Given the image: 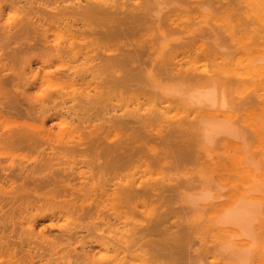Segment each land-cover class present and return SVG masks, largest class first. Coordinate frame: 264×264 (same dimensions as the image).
Wrapping results in <instances>:
<instances>
[{
  "label": "bare ground",
  "instance_id": "6f19581e",
  "mask_svg": "<svg viewBox=\"0 0 264 264\" xmlns=\"http://www.w3.org/2000/svg\"><path fill=\"white\" fill-rule=\"evenodd\" d=\"M2 1H7V0H2ZM8 1L10 2L9 7H8L9 11L7 13L9 15V18L4 20V15H3L4 8L0 6V18H3L5 22L0 26V32H2L1 33L2 35L0 34V41H3L2 44L0 43V48L2 50L4 48L6 50L8 47L10 48L12 42L14 41L13 39L15 40L20 39V41L25 39V42L20 43V41L18 42L17 40L16 44L18 45V48H16L15 50H11L12 51L11 56H9L10 54L8 56H6L5 53L1 54L2 51L0 49V86H5L6 84L8 85L9 82L14 83L16 80L20 81V84L18 86L16 85L13 86V88H16V90L19 88V86H21V84L23 85L24 88L27 86H35V87L37 86L38 87V85L43 87V85L47 86L51 84L54 88L57 89L56 90V93H58L57 96H60V97L52 98L51 100L52 103L55 104L57 100L58 101L60 100L61 102V103L56 104L53 110H56L58 107H60L61 110L64 111V112L60 110L55 111L54 115H55V118L57 119L56 122L58 123V120H59L62 123H66L67 126L65 129L63 128L60 129L58 133L56 134L50 133L49 131H44V129L42 130V132L39 133V137L42 139H47V141L55 139V142H58L61 144L60 147L62 148L63 152L61 151V153L59 152L60 154H58V152L56 151H60V150H56L57 147L55 148L49 143V147L47 148L51 150V153L50 152L45 153L43 151L44 157L41 158V160L39 159V161L38 159L34 161L36 164L34 163L32 165L31 163V165L26 166L25 164L20 163L17 166H14V164H11L7 167L1 166L0 167V179L6 181L9 176H12L11 173H14L13 175H18V172L23 173L22 175L28 172L42 173L46 170H50L54 168L55 166H59V167L64 166L65 168L61 169L62 173L66 171H70L69 173L78 174V179L79 181H81L79 184L71 186L70 188H67L68 190H65L66 186L64 187L65 189H62L63 193L64 192L67 193L68 191L69 194L67 195L69 197L75 196V199L67 200L66 196L62 197V199L64 200L61 201V204L63 203L64 206L66 205V207L69 206L72 211L70 212L68 211L66 213V215L64 216V220H63L65 224L60 225L59 227L60 228L69 227L68 230H71L70 228L72 227H74L72 229H77L79 227V225L77 224L75 225V222L74 223L69 222V219L67 217V215L69 216V213L73 214L72 216L74 217L79 216V214H81L80 216L84 217L85 221L86 219L93 220L92 223L96 220H104L105 223H103L102 226L95 225L93 223L95 225V226L93 225L94 230L96 231V233L99 232V234H96V235L94 234L97 239L91 244H94V243L98 244V246H100L101 249H103L104 251L108 253L109 257L106 258L104 262L95 260L92 257L91 247L88 246L89 243L85 241H78L77 244H79V248L81 250H79L80 252H77V250H75L76 251V255H75L76 263L80 261L79 264H141L144 261V258L146 256L145 252L139 251L143 247V245H140L142 243L141 241L143 240L141 239V236H140L143 230L138 229L139 225L137 226L135 222L128 223L129 221L128 222L124 221L119 226L117 223L121 221L120 218L122 217L119 214V210L125 207H128V210H129L130 209L129 206L133 200H138V199H157V200L164 199L165 200L164 195L166 193L179 191L181 194V201L183 203L181 208H183L182 210L187 211V216H189V214H191V216L199 215L198 218H200L204 213H206L205 214L206 216L208 215L207 216L208 221L207 220H204V221L209 222L213 229L214 233L211 235L212 245L210 247H206V246L203 247L201 243L200 248L201 249L204 248L203 250L206 252V254H211L210 256L213 262H210L209 264H249V262H251L250 259L254 256L253 255L251 257L254 251V248L256 247L255 250L258 249L256 245L259 244V241H260L259 236L264 235V171L260 169V167H262L259 165L262 163L261 160H260L261 163L259 164L255 163L250 156V153L247 148V144L245 142V136L243 135L244 133H242L236 125L237 124L236 122L238 120V116L236 112L239 111L238 106L240 108V106H243L244 104L246 105V103H243L242 105L240 103H242V100L245 99V96L247 94L250 95V93L248 92L256 91L254 102L255 104L260 105L261 107L260 109L262 113V123L263 124L260 128H255L254 131H255L256 136L260 137L259 146L258 147L256 146L257 154L259 156H263L262 161L264 164V86H261V84L264 83V54L259 53L257 55V58L253 59L247 53L250 49V45L248 47L247 45L242 44L240 42V44L242 45L240 44L234 45V47L237 48L236 56H240V57L239 58L232 57L228 55L227 52L226 54L224 51L223 47H225L226 43L223 47H219V44H217V41L215 40L214 46L209 47V45L211 44L207 43L209 42L207 41V39L210 38L209 35H211L212 32H209L211 33V34L208 33L209 35L208 34L202 35L201 33L202 36L200 40L198 39V37H197L198 40L197 39L193 40L195 41V47H197L202 52H205V53L207 52L208 53L207 55L215 57V61L217 63L215 65L212 64L214 65V67H211L212 69H208V66L205 64L204 67L200 68L201 70L198 68H189L186 71L185 70L183 71L182 66L176 63H172L173 68L165 69V68H168L167 65H165V64H168V60L167 61L165 60L167 63H164V64H163L164 60L160 63H157V59H152V58H150V60L148 61L142 60V53L144 52V49H146L145 46H142L143 43L138 44L137 46L134 47L133 51H130L128 53H125L124 51L119 50L120 52L118 53V56L111 55L110 49H105V47H100L102 45L101 43L103 44L105 43L104 39L108 41V42L106 41L107 43H110L112 40H117L120 37H122L125 32H134L136 28L140 26V25L137 26V23L139 21H136V20H140V18L143 16L142 11L144 12V10H146L145 8H143L144 10L142 9V11L138 14L139 9H140L139 6H130L128 5L127 2L120 3V1L122 0H25L23 3H22V0L21 2L20 1L16 2L13 0H8ZM222 1L223 0H214V1L213 0H193V2L190 4L193 6H196L197 10L200 11L201 13L200 18L202 19L200 23H206L207 19H209L210 21V18H211L207 16V13H209L210 11V9H208V6L210 7V5L213 4L212 2L222 3ZM232 1L235 2L236 0H229V2L233 4ZM239 1L243 2V5L245 3L246 7L250 10V14L248 15V18L251 20L252 25L253 26L258 25L259 27L258 29H252V32L258 34L260 39L263 40L264 39V27H263L264 25H263L262 19H264V17L261 18L258 15V11L254 8L255 6L252 2L251 3L246 2L245 0H239ZM239 1H237L238 4H239ZM220 5L222 6L223 4H220ZM224 6L225 5H223V7ZM229 6L230 4L228 5L227 8H229ZM172 8L174 7L172 6ZM212 8L214 9V7ZM235 8L236 7H234V9ZM157 9H158L157 11L156 9L154 10L156 12L152 11V13L151 12L150 13L156 14V15L158 14L160 17L159 13L162 11V8H160L161 11L159 8ZM221 9L222 7H219L217 9L218 11L216 10V12L219 14L221 11V14L223 17V14L228 13V9L227 10L226 9L221 10ZM179 11L181 12L180 9ZM184 12L186 13L187 11H183L181 12V14H184ZM190 12L196 13V11H191V9H190ZM190 12H187V13H190ZM231 16L232 15H229V17L224 16L222 18L223 20L222 22L223 24H225L224 27L226 28L227 31H232L235 28L232 23L234 21H232L233 18ZM155 17H158V16L154 15L153 18ZM145 18L147 19V16ZM155 19H152L149 22L151 21L154 22ZM211 19H213V17ZM191 21H192L191 23L189 21L190 24L185 23V25L188 26L189 29H192L193 25L191 26V24L192 23L194 24L193 19ZM209 21H208V24H210ZM251 22L249 24H251ZM234 23L236 24V21ZM155 24L159 25L157 21H155ZM173 25L175 24L173 23ZM197 25H200V24L196 23L195 26ZM126 26H129L127 31L124 30ZM148 27L150 28L151 26H148ZM158 27H161L162 29V26H158ZM29 28L33 29V33H30V32H28L29 34L26 33L27 29L29 30ZM212 28L213 26L211 27V29ZM236 29L238 30V27ZM21 31L24 32V34L22 36H19V33ZM165 32L163 33V32L158 31L157 34L155 32L156 36H154L152 39H150L147 42L149 45H151V47L148 48L149 52H154V54H158V52H160V50L163 48L162 46H164L162 45V41L166 40L167 37H169L168 35H171V32H169L168 35H166ZM172 32L178 33L177 29L176 31L172 30ZM185 33H187L188 37H191V38L198 35L196 31H195V35L193 34V36H192V33L190 32H183L182 35H184ZM86 35L94 37L93 40H96V38L99 37L101 45L97 46L96 48H93V46L96 45L94 42L90 43L91 47L89 44H87V46L79 45L77 42L79 41L83 42L85 40ZM260 39H258V41H261ZM6 40L8 41L11 40L10 46H9L8 41ZM4 41L7 43L8 47H5L6 43H4ZM252 43H256V42H252ZM258 43H261V42H258ZM166 44L167 43H165V45ZM256 44L254 45L256 46ZM1 45H4V46H1ZM260 45L262 46L263 44H260ZM88 46L90 47V50H87L89 49ZM83 47L85 48L82 49ZM229 47H232V46H229ZM99 49L102 50V53L101 54L99 53L93 56V54L96 53ZM26 51L28 53L31 51H37L39 53L36 55V58L40 63V69L36 73H34V71L31 68L32 67L31 63L33 62H31L30 58L22 56V54ZM233 56H234V53H233ZM50 57H52V59L49 60ZM182 59L184 60V58ZM6 60H8L7 63H10V64L11 62L12 63L14 62V64L19 62L21 65V68L19 69V71L18 72L15 71L16 69H14L12 66L8 68L10 65H7ZM158 64L160 65L162 64L161 67ZM157 66L160 67L159 68L160 70L158 69ZM14 67L17 68L16 66ZM52 67L57 68L55 72L56 74L53 76L55 78V81L51 80L52 75L54 74L50 72V69ZM162 67L164 68V70H162L163 69ZM40 70H42V72H40ZM10 72L14 76L12 77L13 79L7 77L8 73ZM138 80L144 81L146 84L145 85L146 89L144 90L150 93V95H152L154 98L158 99L159 104H160L158 105V108L154 110L146 111L142 109L143 107H140V104H138L137 106L134 105L135 107H133L132 110H129L128 108L121 109L120 115H118L119 110H117L111 104H110V107L111 106L112 107L110 110H107L108 107L106 108V106L104 108V103H105L104 101H106L108 96L110 98V95L111 93H113L114 90H120L124 88L129 89L132 86L133 91H134V88L136 87ZM227 80H232V82L234 83L236 82L238 84L239 82H244V81H247V82L250 81L252 83V85L251 86L249 85L248 88L245 89L244 86H242L243 87L242 89L244 90L242 89L236 90L234 94H231L232 96L234 95L233 98L235 97V100H236L235 105L229 103L230 101L228 100V95L230 94H227L226 88H225V85L227 84L225 83V85L223 86V82ZM256 82L259 85L254 87ZM133 83H135L136 85L133 86L132 85ZM41 87L40 88L38 87V89H41ZM139 87L140 86L137 87V90L143 91L142 89L143 87L142 88H139ZM229 89H232V88H229ZM259 92H262V94H259ZM4 93H2L3 97L0 100V105H7L6 110L12 111L13 110V107L11 105L12 103L7 101L6 94ZM46 95H44V93L40 94V96H38L35 100V101H40L39 102L40 109H42V111L41 112L39 111L40 112L39 114H40V118L44 125H45V120H48V118H50L49 113L50 112L52 113V110H50V107H48L49 102H46L44 100V97ZM249 95L246 96V99H245L246 102L248 101L247 98L248 97L251 98L250 96H252L253 94L250 96ZM20 96L23 97L25 100H28V101L31 100L29 98V95L26 89H23V91L20 92ZM67 97L69 98L65 99ZM252 100L253 99L251 100L249 99L250 102H252ZM254 102H252V104H249V103L247 104L254 106L255 105L253 104ZM107 103H105V105ZM167 104L168 106L162 107ZM68 105L70 106L67 107ZM173 105L178 106L182 111H184V113L186 114L185 116L186 120L191 119L190 121L187 120L188 122L186 123L188 124L190 129H193V128L196 129V132H197L196 135H194V133H191V134L189 133L191 137H193V141L189 138L187 141L176 142V133H180V134L181 132L183 133L182 130L184 128L182 129V126H183L182 124L185 123V120H180L176 122V121H172L173 119L171 120L165 117L164 111L169 110L171 106L173 107ZM87 106H89V108L90 107L92 108H90V110L87 112L86 115H88L90 111L94 110L95 106L100 107V109L95 110V112L98 111L99 114L102 115V117L98 119V121H103L102 125L96 126V125H93L94 121L92 122V121L87 120V118L89 119L92 114L86 118V117H81L77 113L79 109L82 110L83 107H87ZM143 106L145 107L144 104ZM76 122H78L79 126L75 125ZM86 123H88V126L82 127ZM163 124H168V126L164 127ZM260 124L261 123H259V125ZM81 130L88 131L87 137H85V140H90L91 138L89 143H83L85 140L82 139L81 137L82 136L80 134ZM28 131H11V130L3 131L0 128V142L3 143L4 145L5 143L6 144L15 143L19 145L24 144V143L25 144L31 143L32 139H34L33 138L34 134L33 136H31L32 133H29ZM117 131H125V133L130 132V136L128 139H126L127 138L126 137L125 138L126 140H123L121 138L120 140L122 141L121 142L118 141L119 143L110 144L111 140L109 138V135L114 134V132H117ZM184 131L186 132V130ZM198 132H200V134ZM36 139L38 138L35 137L34 140ZM138 141H142L146 147L148 146V143H155L158 141L160 142L161 145H164L165 147L169 148L172 151V153L176 152L177 154H181V153L184 154V151L182 149L183 148L187 149L191 145H195V146L201 145L202 152L205 154H209L210 149H212V148H209L210 146H212L213 144L222 143L225 146V148H228L233 153V158L231 160L234 163V167L236 171L235 174L239 177L240 183L237 185H232V184L225 185L226 184L225 182V184L223 185L222 183L223 180L221 178L220 180L217 176L216 177L214 175L206 176L204 174L195 175L194 173H193L194 175L190 176L189 178L183 181L177 180L176 178L163 177L162 179L158 181L151 182V181L144 180L142 177L135 178L133 176L132 179H129L126 177L127 180L125 179L126 181L124 180L125 181L124 183L119 182V183H114L113 185L111 184L112 181L105 182L104 180L105 183L103 184L95 182V178L92 173H99V174L102 173L103 174L105 171H106L105 173H107L108 170L110 169L114 170L119 167L121 168V165L129 162L135 154L134 153L135 151H134L130 155V153L133 150H135V148L132 146H134ZM35 143L36 141H34L33 144L35 145ZM41 143L43 144V142ZM85 146H87L88 149H91V147L92 149L101 148L102 151L99 149L101 151L100 154L98 153L94 154L93 152L94 156L90 158L89 160H78L80 156H77L76 158L68 156L73 153L78 154L79 152L83 151L81 149L82 147H85ZM129 146L131 147L129 148ZM216 146H219V145H216ZM216 146L214 147L215 149H217ZM151 151L154 152L156 155L155 150H151ZM90 154H92V152ZM173 154L175 155V153ZM101 160L103 161L101 162ZM54 162H57V164L53 165ZM82 168L87 169L88 172H84ZM16 172L17 174H15ZM87 173H90V174L88 175ZM32 175H29L26 178L27 186H28V183L30 182H31L30 185L32 184L33 179H31L30 182L28 181L29 177L31 178ZM49 178L50 177H48V179H46L47 181L45 182H48V180L50 181L51 178L50 179ZM35 179L34 180L36 181V183L39 182L38 181L39 178H35ZM63 181L64 180L62 179V181L60 182L57 181V183L59 184ZM52 182L54 181H52L51 179V183ZM24 183H25V179L22 184ZM227 183H232V182H227ZM21 186L22 187H19L17 189H11L9 192H5V193L3 191H0V209L1 210L4 209V207L10 206V208L15 207L14 211H16L17 208H21L24 206V200H26V198L30 195V192L32 193L33 191H31L30 187H29L30 191L27 190L28 187L26 186V183ZM39 186H41L40 189L45 188L44 186L42 188V185H39ZM51 186L52 185H50V187ZM58 188L60 190L63 187L61 188L58 187ZM45 189L48 190L47 188ZM52 198L53 197H51V199H49L48 201H51ZM32 199L35 200L36 198L34 197ZM77 199H79V201H82L81 203L82 205L79 208L77 206V203L75 202V200ZM34 200L32 201L34 202ZM40 200H37V201H40ZM89 201H92L93 204H89V206L85 208L83 204ZM30 205L28 204L26 206V207L28 206L30 207L29 209L26 208V211L31 212V210L35 208L32 205L33 207L31 209ZM160 205H159V208H160ZM101 206L104 207L103 209H106V212H105L106 214L103 211L99 210ZM181 208H180V211H182ZM166 209L167 208H165V210ZM168 211H166L167 214L170 212ZM171 211L173 212V210ZM15 213L17 214V211ZM182 213L184 214V212ZM16 214L13 213V215H16ZM167 214L163 212V214L156 215L157 222L154 221L156 223V226L154 223V226L156 227V228L154 227L155 230H157V226L159 227V225H161L163 221H165ZM17 215H19V213ZM24 215H26L25 212H24ZM144 215L150 216L151 214L144 213ZM179 215L182 216L180 212L178 216ZM175 216H176V211H175ZM8 217H9V214H8ZM13 219H15V217ZM58 219H59L58 221H61V218H58ZM7 221H9V219ZM13 221L14 220L11 219L9 222H4V221L1 222L0 223V233L8 231L12 228L15 229L20 226L22 229L25 228L24 230L28 232L34 231V227L36 224L35 220L28 222L26 225H22V224L18 225L17 223ZM81 222H84L83 218ZM53 223L54 222L51 220L50 227L54 226ZM104 226L106 228L102 229V227ZM149 228L151 229V227ZM149 228H148L147 234L151 233ZM151 230L153 232V229ZM143 233H146V231ZM176 236L179 238L177 239L176 237L178 241L173 240L174 246L172 244H169V246L168 244L167 245L164 244L165 238H169L167 235V237L163 238L164 240L161 241L164 244L163 247L159 249L167 250V251L168 250L171 251L170 249H172L173 251V249H176L175 245L179 243L180 239L182 240L181 242L183 244L187 242V241L184 242L183 240L184 236H181L182 238L178 235ZM144 237H147V236H144ZM173 237H174L173 239H175V236ZM1 239L2 238H0V250L11 252L14 256H18L17 252L13 248L14 245L10 244V242L2 243ZM166 241L169 242L168 239ZM144 242L145 241H143V244ZM154 242L155 243L158 242L159 244V241H154ZM181 242H180V245L179 244L177 245V247L180 246L178 247L177 251L174 250V252H177V253L173 252L174 256H178L177 254L179 250V253H180L179 256H181V259L180 257L178 258L180 259V261L179 259L172 260V257L171 259H167V261L171 260V261H176V263L177 262L181 263V260L184 259L182 254L184 255L185 253L181 254V252H187L188 250L183 251L184 247H182L183 245ZM149 245H153V243ZM193 245H195V243H193ZM198 245L199 244L197 243V246ZM164 248H167V249H164ZM181 248L183 249L181 250ZM19 249H21L20 253L23 254V257L25 256L30 260L33 257H35L34 253L31 251L32 248L30 246H27V247L24 246V248H19ZM136 252H140L141 254H145V255L143 256L135 255ZM199 252L202 253L201 251ZM191 254H193V252L190 253L191 258L187 256L190 259H192V256H193ZM195 255H197L196 259H200L201 256L203 258V255L199 256L198 253ZM195 255L193 258H195ZM158 257H159L158 262L160 260L162 261V259H160L161 255H159ZM157 258H156V261H157ZM165 258L166 257H164V259ZM171 261H168V262H171ZM198 261L201 262V260H198ZM203 262L205 263V261ZM203 262L201 264H203ZM255 264H264V242L260 245V250L258 253V257L255 260Z\"/></svg>",
  "mask_w": 264,
  "mask_h": 264
},
{
  "label": "rangeland",
  "instance_id": "374dc122",
  "mask_svg": "<svg viewBox=\"0 0 264 264\" xmlns=\"http://www.w3.org/2000/svg\"><path fill=\"white\" fill-rule=\"evenodd\" d=\"M0 1H1L0 2V6L4 8V14L3 15H4V20H5V19L9 18V15L7 13L9 11L8 7H9V3L10 2L8 0H7L8 2L7 1H2V0H0ZM13 1H16V2L20 1L21 2V0H18V1L17 0H13ZM24 1L25 0H22V3ZM184 1L183 0H172V1L171 0H146V1L145 0H122V1H120V3H126L127 2L128 5H130V6H139L140 9H139L138 14L142 11L143 8H145L146 10L148 9L147 11L143 9L144 10V12L142 11L143 16L140 18V20H136V21H139V22L141 21L140 23L139 22L137 23V26L140 25V26L137 27L138 30L136 28L137 31L135 30L134 32H125L124 35L122 37H120L119 39L112 40L113 42L110 39V41H111L110 43H107L108 41L106 39H104L105 43L104 44L101 43L102 45L100 44L99 37H97L98 39L96 38V40H93L94 37H91L89 35L85 36V40L83 42L79 41L77 43L79 45H83V46H87V44H89L90 47H91L90 43L94 42L96 45L93 46V48H96L97 46L101 45L100 47H105V49H110L111 50V52H110L111 55H116V56H118V53L120 52L119 50H122L125 53H128L130 51H133L135 46H137L140 43H143L142 46L146 47V49H144V52L142 53V60L143 61H148V60H150V58L157 59V63H160L163 60L164 61L168 60V64H165V65H167L168 68H165V66H164L165 69L173 68L172 63H176V64H179L180 66L183 67V71L184 70L186 71L189 68H198V69H200V68L204 67L205 64L208 66V69H212L211 67H214V65L217 63L215 61V57L214 56L207 55L208 54L207 52L205 53V52L200 51L197 47H195V41H193L194 39H197V37L200 40V38H201V36L203 34H208L209 32H212V34L209 33L211 35L208 34L210 36V38L207 39V41H209L207 43L211 44V45L208 44L209 47L210 46L211 47L214 46L215 40L217 41V44H219V47H223L225 45V43H226L225 47H223L224 51H225V53L227 52L228 55H230L232 57H236V58L240 57V56H236L237 55L236 54L237 48L234 47V45L240 44V42L242 44L247 45L248 47L250 45V49L248 48L249 51L247 53L249 54V56L251 58H253V59L257 58V55L259 53L264 54V42H263L264 39L263 40L260 39L258 34L252 32V29H258L259 27H258V25H254V26L252 25L251 20L248 18V15L250 14V10L246 7L245 3L243 5V2H241L239 0H236L235 2L232 1L233 4L231 2H229V0H223L222 3H220V2L219 3L212 2L213 4H211V5L209 4L210 7L208 6V9H210V11H209V13H207V16L209 18L213 17V19L210 18V21H209V19H207L206 23H200L202 21V19L200 18V15H201L200 11L197 10L196 6H193V5L190 4V3L193 2V0H184ZM237 1H239V4H238ZM245 1L246 2H250V3L252 2L254 4V6H255L254 8L258 11V15L261 18L264 17V0H245ZM176 2H178V3H176ZM83 3H85V2H83ZM186 4H188V5H186ZM220 4H223L225 6L223 7V5L221 6ZM229 4H230V6H229V8H227ZM172 6L174 8H172ZM231 6H232V8H231ZM212 7H214V9ZM219 7H222L221 10H225V9L227 10L228 9V13L223 14V17L224 16L225 17H229V15H232L231 16L233 18L232 21H234V22L236 21V24L234 22H232L234 27H235V28L233 27L235 31L234 30H232V31H227L226 30V28L224 27L225 24H223V22H222L223 21L222 20L223 17H222L221 11H220L219 14L216 12V10ZM234 7H236V8L234 9ZM243 7L244 8L246 7V8L244 9ZM157 8H159V9L162 8V11L160 9L162 14H161V12L159 13L160 17H159L158 14L157 15L156 14H151L152 11H154L155 9L157 11L158 10ZM241 8H243V9H241ZM179 9L181 10V12H183V11L190 12V9H191V11H196V13L195 12H190V13L186 12L187 13V15H186V13L184 12V14H181ZM163 10H164V12H163ZM156 11H154V12H156ZM151 15H152V17H151ZM154 15L158 16V17H155L156 18L155 19V18H153ZM233 15H234V17H233ZM241 15H242V17H241ZM146 16H147V19L145 18ZM191 18L193 19L194 24L192 23L191 26L193 25V27H192V29H189V27L186 26L185 23L190 24L192 22ZM220 18H221V20H220ZM235 18H236V20H235ZM152 19H155L154 22L153 21L149 22ZM4 20H3V18H0V26L3 23H5ZM159 20H160V22H159ZM262 20H263V25H264V19H262ZM155 21H157L159 23V25L155 24ZM189 21H190V23H189ZM208 21L210 22V24H208ZM250 22H251V24H249ZM173 23L175 25H173ZM196 23L197 24L199 23L200 25L195 26ZM211 25L213 26L212 29H211V27H212ZM148 26H151V27L149 28ZM158 26H162V29H161V27H158ZM128 27L129 26H126V28L124 30L127 31ZM237 27H238V30L236 29ZM176 29H177V31H178V33L180 35L177 32H174V33L172 32V30L176 31ZM215 29H216V31H215ZM165 30H166V32H165ZM158 31L159 32H163V33L165 32L166 35H168V33L171 32V35H168L169 37H167L166 40L162 41V45H164L165 47L162 46L163 48L160 50L161 53L158 52V54H154V52H149L148 51V48L151 47V45H149L147 42L150 39H152L154 36H156ZM195 31L198 33L197 36H194L195 38L194 37L193 38L188 37L187 33L182 35L183 32H190V33H192V36H193V34L195 35ZM222 31H223V33H222ZM28 32L33 33V29L32 28H29V30L27 29L26 33H28ZM155 32H156V34H155ZM220 32H221V34H220ZM1 33L2 32H0V34ZM131 33H132V35H131ZM201 33H202V35H201ZM23 34H24V32L21 31L19 33V36H22ZM218 34H220V35H218ZM50 35H51V33H50ZM214 36H215V38H214ZM19 38H21V37H19ZM258 39H260L261 41H258ZM13 40L14 41L12 42L11 46H10L11 40H9V41L6 40V41H8L9 46L12 49H10L7 46V43L4 41V43H6L5 47H8V48H7V50L4 47H2V48H4L3 50L0 48L1 51H2L1 54L5 53L6 56H8L9 54H10L9 56H11V53H12L11 50H15L16 48H18V45L16 44V41L18 40V42H19L20 39H16V40L13 39ZM23 42H25V39L20 41V43H23ZM101 42H103V41H101ZM125 42H127V43H125ZM252 42H256L257 44L256 43H252ZM258 42H261V43H258ZM0 43L2 44L3 41H0ZM165 43H167V44L165 45ZM178 44H180V45H178ZM242 44H240V45H242ZM254 44H256V46ZM260 44H263V45L261 46ZM1 46H4V45H1ZM229 46H232V47H229ZM90 47L87 50H90ZM84 48L85 47H83L82 49H84ZM131 48H133V49H131ZM98 51H97L98 53L97 52L94 53L93 56H95V55H97L99 53L100 54L102 53L101 49H99ZM8 52H10V53H8ZM233 53H234V56H233ZM37 54H39L37 51H31L29 53L26 51V52H24L22 54V56L30 58L31 62H33V63H31V66H32L31 68L34 71V73H36L40 69V63H39V61L36 58ZM181 54H182V56H181ZM159 55H160V57H159ZM182 58H184V60ZM50 59H52V57H50L49 60ZM169 59H171V60H169ZM164 61H163V64L167 63L166 61L165 62ZM7 62H8V60H6V63ZM11 64L7 63V65H10L8 68H10L12 66L14 69H16L15 71H17V72L21 68V65H20L19 62L16 63V64H14V62L13 63L11 62ZM13 64L17 68H15L13 66ZM212 64H214V65H212ZM158 65L161 67L162 64L161 65L158 64ZM160 67H158V69ZM164 68L162 70H164ZM56 70H57L56 67H52L50 69V72L54 73L52 75V78H51L52 81H55V78L53 76L56 74L55 73ZM40 72H42V70H40ZM7 77L13 79L12 77H14V76L10 72V73H8ZM135 83H133L132 85L133 86L136 85ZM225 83L227 85H225ZM19 84H20V81L16 80L14 83H10L9 82L8 85L6 84L5 86H0V100L3 97L2 93H4V91L6 90L5 93H4V94H6V99H7V101L12 103L11 105L13 107L12 111H8V110H6L7 105H0L1 106L0 107V128L3 131L4 130H9V131L10 130L11 131H28L29 130L28 132L32 133L31 136H33V134H34V136L36 138H38V139L34 140L35 137L33 136L34 139H32V142L34 143V141H36L35 145L32 142L31 143H26V144L24 143V144H20V145L19 144H15V143H13V144H11V143L10 144H6L5 143V145H4L3 143L0 142V167L1 166L2 167H7V166H9L11 164H14V166H17L20 163H23L26 166L31 165V163L33 165L35 163L34 161H36L37 159L39 161V159L41 160V158L44 157L43 156L44 152L45 153H49V152L51 153V150H49L47 148V147H49V143L53 147H55V148L57 147L56 150H60V151H56V152H58V154H60L61 151H62V148L60 147L61 144L58 143V142H55V139L47 141V139H42V138L39 137V133L42 132L43 129H44V131H49L50 133L56 134V133H58V131L60 129H62V128L65 129L66 126H67L66 123H62L59 120H58V123H57L56 122L57 119L55 118V115H54L55 111H59L60 110V111L64 112L63 110H61L60 107L57 108L58 110L57 109L53 110L54 107L56 106V104L61 103L60 100L59 101L57 100L55 104L52 103V101H51L52 98L60 97V96H57L58 95V93H56L57 89L54 88L51 84H49L47 86L43 85L44 88L38 85V87L39 88L41 87V89H38L37 86L36 87L35 86H27V87L24 88L22 84H21L22 87L19 86V88L17 90H16V88H13L14 85L18 86ZM237 84L238 83H236V82L235 83L232 82V80H227V81L223 82V86L225 85L227 94H230V95H228V100L230 101L229 103L233 104V105L236 104V100H235V97L233 98L234 95L232 96L231 94H234L236 90H241L243 88L242 86H244V88L246 89V88L249 87V85L250 86L252 85V83L250 81H248V82L247 81L239 82L240 85L239 84L237 85ZM145 85L146 84H145L144 81L138 80V83H137V85L135 87L136 89L134 88V91H133V87L132 86H131L132 89L131 88H129V89L128 88H124V89H120V90H114L113 93H111V95L109 94L110 98H109V96H108L107 99L104 98V99H106V101H104V102L105 103L108 102L106 105L104 103V108L106 106V108L108 107L107 110H110L111 107L113 106L117 110H119L118 111L119 112L118 115H120V113H121L120 110L121 109L128 108L129 110H132L133 107L137 106L138 104H140V107H143L142 109L146 110V111L154 110V109L158 108V105H160L158 99L154 98L152 95H150V93H148V92H146V90H144V89H146ZM258 85L259 84L256 82L254 87H256ZM138 86H140L139 88L143 87L142 88L143 91L137 90ZM261 86H264V83H262ZM229 88H232V89H229ZM23 89H26V91L28 92L29 98L31 99L30 101L25 100L23 97L20 96V92H22ZM37 89L40 90V91H38ZM242 90H244V89H242ZM43 93H44V95L47 94L44 97V100L46 102H49L48 107H50V110H52V113L51 112L49 113V117L50 118H48V120H45V125L43 124V122H42V120L40 118V114H39L42 111V109H40V103H39L40 101H35L36 98L38 96H40V94H43ZM248 93H250V95H252V94L253 95L250 96L249 94H247L246 96L249 95L251 97V98L248 97L247 100L249 101V99L250 100L253 99L252 102H254L256 91H249ZM259 94H262V92H259ZM246 96H245V99H246ZM68 98L69 97H67L65 99H68ZM245 99L242 100V103L239 102L241 105L243 103H246V105L244 104L243 105L244 107L240 106L241 109L238 106V110L239 111L237 110L238 112H236L237 116H238V120H237V122L236 121L235 122L237 123L236 125L240 129V131L242 133H244L243 135L245 136V142L247 144V148H248V151L250 153V156H251L252 160L255 163H258V164L262 162L259 165L262 166V167H260V169L262 171H264V166H263L264 164H263V161H262L263 156H259L257 154V147L259 146L260 137L256 136L255 131H254L255 128H260L262 126V124H263L262 123V113H261V109H260L261 107H260V105L255 104V102L253 103V104H255L254 105L255 107L253 105H249V104H252V102H250V101L246 102ZM247 103H249V104H247ZM110 104L112 105L111 107H110ZM143 104L145 105V107L143 106ZM153 104H154V106H153ZM69 106L70 105H68L67 107H69ZM165 106H168V104L164 105L162 107H165ZM98 107L99 106H95V109L92 110L94 113L92 111H90L88 113V115H86L87 112L90 110V108H92V107L89 108V106L83 107L82 110L79 109L77 111V113L81 117H86V118L92 114L89 119L87 118V120L92 121V122L94 121L93 125L100 126V125L103 124V121H98V119H100L102 117V115L99 114L98 111L95 112V110H99L100 109V107L99 108ZM164 113H165V117H167L168 119H171V120L173 119L172 121H176L177 122V121H180V120H185V123L182 124L183 125L182 129L184 128L182 130L183 133L182 132H181V134L180 133H176V142H178V141H187L189 138L193 141V137H191L190 134L194 133V135H196L197 132H196L195 128L190 129V127L186 123V122L190 121L191 119H189V120L187 119L188 121L186 120V118H185L186 114L184 113V111H182L178 106H174L173 105V107L171 106V108L169 110L164 111ZM82 114H83V116H82ZM239 114H240V116H239ZM258 122L261 123V124L259 125ZM75 125L79 126L78 122H76ZM163 125H164V127L168 126V124H163ZM87 126H88V123H86L82 127H87ZM184 130H186V132ZM193 130H195V131H193ZM87 133H88V131H85V130H81L80 131V134L82 135L81 136L82 139L85 140V137H87ZM198 133L200 134V132H198ZM114 134H110L109 135V138L111 140L110 144L119 143V142L122 141V140H120L121 138L123 140H126L130 136V132L125 133V131H117V132H114ZM251 134H252V136H251ZM187 136H188V138H187ZM90 140H91V138H90ZM90 140H85L83 143H89ZM41 142H43V144ZM216 145H219V146H216ZM215 146H216L217 149L214 148ZM130 147L131 146H129V148ZM132 147H134L135 150H133L130 153V155L134 151H135L134 152L135 154H134L133 158L129 162L123 164L124 166L121 165V168L120 167L116 168L117 170L116 169H114V170L110 169V170L107 171V173H105L106 171L103 174L102 173H100V174L99 173H92L94 175L95 182L103 184L106 181H112L111 184L113 185L114 183H119V182L124 183L127 180V178L132 179L133 176L135 178L142 177L144 180L151 181V182L152 181H158V180L162 179L163 177L176 178L177 180L183 181V180L189 178L190 176H192L194 174L195 175L204 174L206 176H208V175H212L213 176L214 175L215 177L217 176L219 179L221 178L223 180V182L221 181L223 183V185L225 184V182H226L225 185H227V184L237 185V184L240 183L239 177L235 174L236 171H235L234 163L231 160L233 158V153L228 148H225V146L222 143L213 144L212 146H210L209 148H212V149H210L209 154H205V153L202 152L201 145H198V146L191 145L187 149H185V148L182 149L184 151V154L183 153L177 154L176 152H173V153H175V155H174L169 148L165 147L164 145H161L160 142H158V141L155 142V143H148L147 147L145 146V144H143L142 141H138ZM45 149H46V151H45ZM99 149L101 150V148H99ZM99 149H96V148L92 149V147H91V149H88V147L85 146V147H82V149H81L83 151L79 152L78 154L77 153L76 154L73 153V154H70L68 156L69 157H75V158L77 156H80L78 158V160H89L90 158H92L94 156L93 152H94V154L95 153L100 154V152L102 150L100 151ZM151 150H155L156 151V155ZM169 151H171V152H169ZM252 151H254V152H252ZM82 152H84V153H82ZM91 152H92V154H90ZM87 153L90 154V155H88ZM210 153H211V155H210ZM260 160H261V162H260ZM102 161L103 160H101V162ZM230 161L233 163V165H232V163ZM56 164H57V162L53 163V165H56ZM62 168H65V167L64 166H61V167L55 166L54 168H52L50 170H46V171H44L42 173H30V172H28V173H25L24 175H22L23 173H19V172H18V175H13L14 173H11L12 176H9L6 181L0 179V191H3L5 193V192H9L11 189H17L19 187H22L21 185H24L25 183H26V186H27V179L26 178L29 175L33 174L31 176V178L29 177V179H28L29 182L31 181V179H33L32 180V184L30 185V183H31L30 182V183H28V186H27L28 187L27 190L30 191V189H29V187H30L31 191H33V192L32 193L30 192V195L28 194L29 196L26 198V200H24V206L21 207V208H17L16 209L17 214L19 213L20 216L15 213L16 212V211H14L15 207L14 208H10V206L4 207V209H2V210L0 209V217H1L0 218V220H1L0 223L3 222V221L4 222H9L11 219L14 220L13 222L17 223L18 225H20V224L26 225L28 222L33 221V220H35V222H36L33 232H28V231L24 230L25 228L22 229L21 226H20V227H17L15 229L12 228V229H10L8 231L0 233V238H2L1 242L2 243L10 242V244L14 245L13 248L15 249V251L18 254V256H14L11 252H6V251H1L0 250V264H77V263L79 264L80 261H78L76 263V259H75V255H76V251L75 250H77V252H80L79 250H81L79 248V244H77L78 241H85V242L89 243L88 246L91 247L92 257L95 260L104 262L105 259L109 257L108 253L106 251H104L103 249H101V247L98 246V244H96V243L91 244L92 242L96 241V239H97L95 237V235L99 234V232L96 233V231L94 230V226L95 225L102 226V224L105 223L104 220H96V221L93 222L95 224L94 225L92 223L93 220L86 219V221H85V218L80 216L81 214H79L80 217L79 216H75L74 217V216H72L73 214L69 213V216L67 215V217L69 219V222H71V223L75 222V225L77 224V225H79V227L77 229H72V228H74V227H72V228H70L71 230H68L69 227H66V228H60L59 227L60 225H64L65 224V222L63 220H64V216L66 215V213L68 211L69 212L72 211L69 206L66 207V205L64 206L63 203L61 204V201L64 200V199H62V197L66 196L67 200L75 199V196L74 197H69L67 195V194H69L68 191H67V193H65V192L63 193L62 189L66 188L65 190H68L67 188H70L71 186L77 185V184H79L81 182L78 179V174L77 173H69L70 171H66V172L62 173L61 172ZM82 169H83L84 172H88L87 169H84V168H82ZM15 174H17V172ZM87 174L89 175L90 173H87ZM55 176L59 180H57ZM48 177H50L52 179V181H54V182H52L53 184L51 183V179L50 178H49L50 181L48 180L49 183L45 182V181H47L46 179H48ZM63 177H65V178H63ZM68 177H69V179H68ZM35 178H39L40 179V180L38 179L39 182L36 183V181H35L36 179ZM24 179H25V183L22 184ZM43 179H44V181H43ZM54 179H56V180H54ZM62 179L64 181H66L68 179L69 181L68 180L66 182L63 181L64 183L61 182L62 184L61 183L58 184L57 181L60 182V181H62ZM104 180H105V182H104ZM121 180H123V181H121ZM33 181H35V182H33ZM227 182H232V183H227ZM40 183H42V184H40ZM39 185H42V188L44 186L48 190H46L45 188L40 189L41 186H39ZM50 185H52V186L50 187ZM34 187H35V189H34ZM58 187H60V188L63 187V188H61L60 189L61 191H60ZM34 190H36V191H34ZM48 191H50V192H48ZM54 196H55V198H54ZM164 196H165V200L164 199H162V200H157V199H138V200H133L132 201L133 203L131 202V204L129 206V208L131 210L130 209L128 210V207H125V208H122V209L119 210V214L122 216V217L120 216L121 217L120 218L121 221H119L117 223L119 226L124 221L125 222L129 221L128 223L135 222L137 224V226L139 225L138 229H140V230L142 229L143 232L146 231V233L142 232L141 235H140L141 239H143V240L141 241L142 243L140 242L141 244L140 243L139 244L143 245L144 248L142 247V249H140L139 251H143L146 254V256L144 258V261L141 264H169V263L174 264V263H176V261L168 260V261H171V262H168L167 259H171V257H172V260H178L179 259L178 257H180V259H181V256H179L180 255L179 250H178V254H177L178 256H174V254H173L174 250L177 251L178 247H180V246L177 247V245L178 244L180 245V242L182 241L181 239L179 240V243H177L175 245L176 249H173V251H172V249H170L171 251H169V250L168 251L167 250H160L159 249V248H162L164 244H166V245L168 244V246H169V244L173 245V240L175 241V240H177L179 238L176 235H178L180 237L184 236L183 240H184V242H186V241L187 242L184 243V244L181 242L182 245H183L182 247H184L183 251H185V250L189 251V252L187 251L188 253L187 252H181V254L185 253L184 255L182 254L184 259L182 258L183 260H181V263L177 262L178 264H198V263L201 264L203 261H205V263L203 262V264H209L210 262H213L212 259H211V256H210L211 254H206V252L203 250L204 248H202V249L200 248L201 245L203 247H205V246L206 247H210L212 245L211 244V235L214 232H213V229L211 227V224L209 222L204 221V220L208 221V217H207L208 215L206 216L205 215L206 213H204L200 218H198L199 215H192L191 216V214H189V216H187V211L182 210L183 208H181L183 203L181 201V194H180L179 191L168 192ZM34 197L36 198L35 200L32 199ZM51 197H53L52 200L48 201L49 199H51ZM40 199L43 200L44 202L41 201ZM32 200H34V202ZM37 200H40V201H37ZM77 200H75V202L77 203V206L79 208L82 205L81 204L82 201H79V199H77ZM55 201H56V203H55ZM28 204L29 205L31 204L30 205L31 209H32L33 206L35 207L33 210H31V212L30 211H26V208H28V209L30 208L29 206L26 207ZM89 204H93V202L89 201V202L83 204V206L85 208H87L89 206ZM163 204H164V206H163ZM159 205H160V208H159ZM131 206H132V208H131ZM141 206H143V207H141ZM103 208L104 207L101 206L99 210H101V211H103L105 213L106 209H103ZM165 208H167V209L165 210ZM180 208H181L182 211H180ZM20 210H22V211H20ZM37 210H39V211H37ZM171 210H173V212ZM174 210L176 211V216H175V211ZM11 211L12 212L14 211L13 213L16 214V215H13V213ZM166 211H168L169 213L167 214ZM22 212H23V214H22ZM24 212H25L26 215H24ZM163 212L165 214H167V217H166L165 221H163V223L161 225H159V227L157 226V230H155L156 223L154 221L157 222L156 215L163 214ZM179 212L182 214V216L179 215L180 217L178 216ZM182 212H184V214ZM27 213H29V214H27ZM144 213H150L151 215L150 216H148V215L146 216V215H144ZM8 214H9V217H8ZM169 215H171V216H169ZM183 215H184V217H183ZM174 216H175V218H174ZM14 217H15V219H13ZM7 218L9 219V221H7L8 220ZM58 218H61V221H58L59 220ZM82 218H83L84 222H81ZM190 218H192V219H190ZM51 220L54 222L53 223L54 224L53 227H50ZM151 220H153V221H151ZM182 220H184V221H182ZM96 222H98V223H96ZM154 223H155V226H154ZM204 225H205V227H204ZM171 226H172V228H171ZM82 227H83V229H82ZM149 227H151V229H153V232H152V230ZM206 227H207V229H206ZM87 228H88V230H87ZM105 228H106L105 226L102 227V229H105ZM148 228H149V230L151 232L149 234H147L148 233L147 232ZM158 228H160V229H158ZM181 229H182V231H181ZM12 230H14V231H12ZM188 230H189V232H188ZM194 230H196V231L198 230L197 231L198 233L196 231H194ZM167 235H168L169 238H165V237H167ZM144 236H147V237H144ZM173 236H175V239H173L174 238ZM138 237H139V235H138ZM176 237H177V239H176ZM163 238H165V242H166V243L164 242V244H163V242H161L162 240H164ZM149 239L152 240V241H150ZM167 239H168L169 242L166 241ZM153 240L154 241H159V244H158V242L155 243ZM259 240H260L259 244L256 245L258 247V249L255 250L256 247L254 248V251H253V253L251 255V257L254 255L253 256L254 258L252 257L250 259L251 262H249V264H251V263L255 264V260L258 257V253H259V250H260V245L264 242V235L263 236H259ZM143 241H145L144 242L145 245L143 244ZM151 242L153 243V245H149V244H152ZM188 242H190V243L192 242L191 243L192 245L190 243H188ZM193 243H195L196 246L193 245ZM197 243L199 244L198 246H197ZM158 245H160V246H158ZM21 246H23V247H21ZM24 246H26V247L30 246L32 248L31 251L34 253L35 257H33L31 260L28 259L25 256H24L25 257L24 258L23 254L20 253L21 249H19V248H24ZM139 246H137V247H139ZM191 246H192V248H191ZM193 246H195V247H193ZM151 249H153V250H151ZM164 249H167V248H164ZM182 249L183 248H181V250ZM191 251L193 252V254H191V255H193L192 259H190L191 258L190 257V253H192ZM199 251H201L202 253H200ZM174 253H177V252H174ZM197 253H198L199 256L203 255V258L201 256L200 259H196L197 255H195V254H197ZM145 254H141L140 252H136L135 253V255H141V256H143ZM97 255H98V257H97ZM159 255H161V257H160V259H162V261L160 260L161 262L160 261L158 262V259H159L158 256ZM185 255H186V257H185ZM194 255H195V258H193ZM187 256L190 257V258H188ZM152 257H154V258H152ZM164 257H166V258L164 259ZM156 258H157V261H156ZM175 258H177V259H175ZM186 258H188V259H186ZM20 259H21V261H20ZM180 259H179V261H180ZM198 260H201V262L198 261Z\"/></svg>",
  "mask_w": 264,
  "mask_h": 264
}]
</instances>
